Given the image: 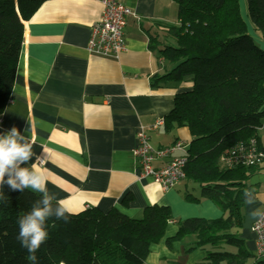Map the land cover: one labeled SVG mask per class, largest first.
I'll list each match as a JSON object with an SVG mask.
<instances>
[{
  "label": "crops",
  "instance_id": "crops-1",
  "mask_svg": "<svg viewBox=\"0 0 264 264\" xmlns=\"http://www.w3.org/2000/svg\"><path fill=\"white\" fill-rule=\"evenodd\" d=\"M117 1L132 12L123 30L125 49L117 58L86 50L91 27L102 12L99 0H48L23 21L19 60L1 113L0 134L15 126L33 142L35 155L20 167L32 168L35 163L54 201H64L73 213L115 209L136 217L150 205L169 207L173 219L163 237L150 245L144 264H198L206 257L204 250L185 252L195 236L170 245L167 241L177 233L176 221L217 219L221 211L210 200L199 199L198 185L186 178L168 191L142 178L132 153L140 128L148 133L154 148L190 141L186 128L166 130L163 118L174 107V94L190 90L191 83L153 85L154 78L172 65L149 47L150 35L172 43L166 27L177 22L176 5L173 0ZM253 38L264 51L263 41L256 35ZM160 119L162 125L152 129ZM260 138L264 147V126ZM168 159L155 162L154 167ZM248 184L252 191L244 197L240 237L255 253L251 227L264 208V170Z\"/></svg>",
  "mask_w": 264,
  "mask_h": 264
},
{
  "label": "trees",
  "instance_id": "trees-1",
  "mask_svg": "<svg viewBox=\"0 0 264 264\" xmlns=\"http://www.w3.org/2000/svg\"><path fill=\"white\" fill-rule=\"evenodd\" d=\"M48 0H0V114L13 87L23 39V21ZM254 35L264 43V0H241ZM176 24L167 25L172 43L150 35L149 47L172 67L153 85L190 82L188 91L174 94L173 109L163 118L164 128H186L185 178L196 183L200 198L221 211L217 219L178 220L176 235L167 241L195 236L186 249L206 252L198 264H264L240 237L249 180L264 170V162L220 169L218 161L231 147L253 139L264 151V51L248 33L239 0H173ZM5 180L7 178L5 177ZM0 191V264H29L28 252L17 240L18 218L29 212L41 193ZM189 201L195 200L186 196ZM197 199V200H199ZM42 206V205H41ZM56 201H53L55 212ZM67 219L50 217L49 238L37 251L35 264H144L151 244L157 243L172 221L167 206L150 205L138 216L112 209H85ZM171 264H181L170 261Z\"/></svg>",
  "mask_w": 264,
  "mask_h": 264
},
{
  "label": "built area",
  "instance_id": "built-area-1",
  "mask_svg": "<svg viewBox=\"0 0 264 264\" xmlns=\"http://www.w3.org/2000/svg\"><path fill=\"white\" fill-rule=\"evenodd\" d=\"M99 1L102 4V12L99 20L91 27L86 50L92 55L117 58L125 49L123 30L126 19L132 15V12L117 0ZM2 120L0 114V125ZM162 123V119L156 121L152 129H156ZM135 140L136 145L132 153L142 178L151 179L165 191L173 189L185 179L184 167L188 143L176 141L169 147L154 148L150 144L148 133L142 128L137 130ZM176 152L180 155H176ZM163 159L168 160L155 168L154 163ZM219 161L225 169L237 165L254 166L264 162V151L258 150L255 140L251 139L246 144L238 143L231 147L220 156ZM36 162L43 163L41 159H36ZM251 231L255 237V254L258 258L264 259V208L254 220Z\"/></svg>",
  "mask_w": 264,
  "mask_h": 264
},
{
  "label": "clouds",
  "instance_id": "clouds-1",
  "mask_svg": "<svg viewBox=\"0 0 264 264\" xmlns=\"http://www.w3.org/2000/svg\"><path fill=\"white\" fill-rule=\"evenodd\" d=\"M32 147L33 142L22 136L15 126L10 131L0 134V188L7 184L13 191L23 192L25 189H32L43 196L42 200L37 201L31 210L22 214L17 221L19 227L17 240L20 241L21 247L27 250L26 259L29 264H35L37 251L49 238L45 228L46 221L53 215L57 219L61 217L67 219L66 213L69 216L74 214L72 208L62 200L56 201L55 212H53V201L56 197L49 193L46 179L36 170L35 163L32 164V168L20 167L35 155ZM6 176L7 180H5ZM5 200L7 198L0 191V201ZM251 215L256 217L255 213Z\"/></svg>",
  "mask_w": 264,
  "mask_h": 264
},
{
  "label": "rangeland",
  "instance_id": "rangeland-1",
  "mask_svg": "<svg viewBox=\"0 0 264 264\" xmlns=\"http://www.w3.org/2000/svg\"><path fill=\"white\" fill-rule=\"evenodd\" d=\"M242 2H243V1L239 0V5H240V15H241V17L243 18V20H244V21L246 22V24H247L248 33H249L251 36L255 37V35H254L253 33H251V32H253V31L251 30V26H250L249 22L247 21V19H246V17H245V13H244V8H243V3H242ZM256 44L259 46L258 43H256ZM218 166H219L220 169H225V168L222 166V164H221L220 161H218Z\"/></svg>",
  "mask_w": 264,
  "mask_h": 264
}]
</instances>
